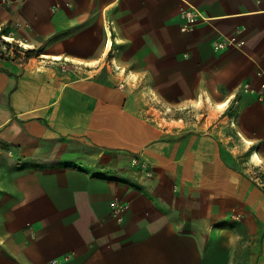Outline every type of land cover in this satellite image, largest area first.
I'll return each mask as SVG.
<instances>
[{
	"label": "crops",
	"instance_id": "obj_1",
	"mask_svg": "<svg viewBox=\"0 0 264 264\" xmlns=\"http://www.w3.org/2000/svg\"><path fill=\"white\" fill-rule=\"evenodd\" d=\"M263 85L264 0H0V264H264Z\"/></svg>",
	"mask_w": 264,
	"mask_h": 264
},
{
	"label": "built area",
	"instance_id": "obj_2",
	"mask_svg": "<svg viewBox=\"0 0 264 264\" xmlns=\"http://www.w3.org/2000/svg\"><path fill=\"white\" fill-rule=\"evenodd\" d=\"M185 18H186L187 22L183 26L184 30H188V29H190V27L195 26L202 19L199 12H197L195 10H188L187 13L185 14ZM229 41L233 44H237L238 46H242L244 44V42L242 40H240L237 35L231 36L229 38ZM226 47H227L226 43H224V42H219L216 46L217 49H224ZM246 86L249 87V85H246ZM252 91H254V90H252ZM255 179L261 185V187L264 189V174H258Z\"/></svg>",
	"mask_w": 264,
	"mask_h": 264
},
{
	"label": "trees",
	"instance_id": "obj_3",
	"mask_svg": "<svg viewBox=\"0 0 264 264\" xmlns=\"http://www.w3.org/2000/svg\"><path fill=\"white\" fill-rule=\"evenodd\" d=\"M25 55H26L27 57L31 56V55H32V51H26V52H25Z\"/></svg>",
	"mask_w": 264,
	"mask_h": 264
},
{
	"label": "rangeland",
	"instance_id": "obj_4",
	"mask_svg": "<svg viewBox=\"0 0 264 264\" xmlns=\"http://www.w3.org/2000/svg\"><path fill=\"white\" fill-rule=\"evenodd\" d=\"M12 45V44H11ZM170 114V112H169ZM199 117H205V112L198 115Z\"/></svg>",
	"mask_w": 264,
	"mask_h": 264
},
{
	"label": "bare ground",
	"instance_id": "obj_5",
	"mask_svg": "<svg viewBox=\"0 0 264 264\" xmlns=\"http://www.w3.org/2000/svg\"><path fill=\"white\" fill-rule=\"evenodd\" d=\"M255 157L257 158V155Z\"/></svg>",
	"mask_w": 264,
	"mask_h": 264
}]
</instances>
